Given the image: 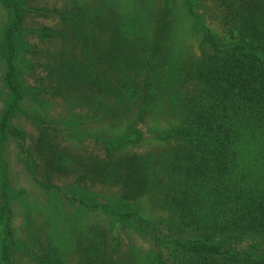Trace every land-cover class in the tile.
I'll return each mask as SVG.
<instances>
[{
	"label": "trees",
	"instance_id": "obj_1",
	"mask_svg": "<svg viewBox=\"0 0 264 264\" xmlns=\"http://www.w3.org/2000/svg\"><path fill=\"white\" fill-rule=\"evenodd\" d=\"M2 1L11 7L9 0ZM141 1L154 5L160 0ZM208 1L218 12L213 18L217 28L207 25L188 0H166L168 6L153 13L148 8V14L141 8L131 23L122 10L132 13V4L119 0H106L99 15L80 13L73 32L46 33L60 44L57 60L45 70L52 80L44 91L70 100L113 96L141 103L138 117H148L152 141L171 144L157 162L167 176L163 190L168 210L179 230L207 235L208 242L189 240L180 256L158 257L154 264H264V0ZM14 14L16 21L5 35V82L13 99L1 132L22 99L12 62L21 18L17 10ZM187 21L198 53L177 54V29ZM21 153L26 171L45 189L50 188L46 180L69 172L71 154L65 151L42 150V166L30 152ZM114 165L115 172L90 174L94 183L119 182L124 200L145 196L160 180L152 154L132 153ZM84 180L79 176L78 184ZM214 238L220 242H212ZM227 241L232 246H224ZM45 245L38 264L68 263L54 245ZM78 251L77 264H116L117 255L106 254L88 236ZM4 260L0 264H8Z\"/></svg>",
	"mask_w": 264,
	"mask_h": 264
},
{
	"label": "rangeland",
	"instance_id": "obj_2",
	"mask_svg": "<svg viewBox=\"0 0 264 264\" xmlns=\"http://www.w3.org/2000/svg\"><path fill=\"white\" fill-rule=\"evenodd\" d=\"M105 1L9 0L11 7H8L0 0V125L13 99L5 82L8 58L5 35L16 21L14 11L21 18L13 38L12 62L22 99L7 121V128L0 131L3 140L0 143V258L5 257L8 264H38L48 242L68 259L65 264H77L78 247L87 236L106 254H116L113 257L116 264H154L158 257L170 260L171 254L180 256L181 246L189 240L208 242L207 235L193 232L189 235L179 230L176 218L168 210L163 190L167 176L157 162L171 144L158 146L152 141L148 117L143 118L145 121L138 117L141 103L132 100L123 103L113 96L76 101L49 96L44 91L52 80L45 70L57 60L60 44V39L47 37L46 33L68 28L71 32L80 13L99 15ZM119 1L132 4V13L122 10L127 23L134 22L141 8L148 14V8L153 13V9L168 6L166 0L154 5L141 0ZM188 1L195 11L203 14L207 25L218 27L213 20L218 12L208 0ZM209 8L212 10L208 11ZM137 24L145 27L140 21ZM87 30L91 32V27L87 26ZM177 30L175 52L198 53L191 23L181 22ZM67 54L71 56L70 52ZM39 141L44 146L37 147ZM51 147L71 154V165L67 175L46 180L50 188L45 189L26 171L21 151L30 152L42 166L41 151H49ZM132 153L152 154L157 166L156 176L160 180H154L145 196L124 200L119 182L92 181L94 174L90 173L105 175L108 169L114 171V163ZM81 175L86 180L78 184ZM215 238L212 242H220ZM224 246L232 243L227 241Z\"/></svg>",
	"mask_w": 264,
	"mask_h": 264
}]
</instances>
